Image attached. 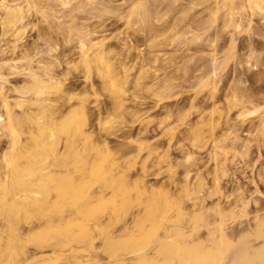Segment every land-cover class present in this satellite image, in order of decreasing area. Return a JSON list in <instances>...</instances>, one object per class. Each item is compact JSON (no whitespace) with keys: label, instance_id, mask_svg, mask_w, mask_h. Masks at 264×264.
<instances>
[{"label":"rangeland","instance_id":"obj_1","mask_svg":"<svg viewBox=\"0 0 264 264\" xmlns=\"http://www.w3.org/2000/svg\"><path fill=\"white\" fill-rule=\"evenodd\" d=\"M0 213V264H264V0H0Z\"/></svg>","mask_w":264,"mask_h":264},{"label":"bare ground","instance_id":"obj_2","mask_svg":"<svg viewBox=\"0 0 264 264\" xmlns=\"http://www.w3.org/2000/svg\"><path fill=\"white\" fill-rule=\"evenodd\" d=\"M66 190V189H65ZM66 193V192H65ZM1 216V213H0ZM2 261V260H1ZM236 262L234 264H238L239 263V258L237 260H235Z\"/></svg>","mask_w":264,"mask_h":264}]
</instances>
